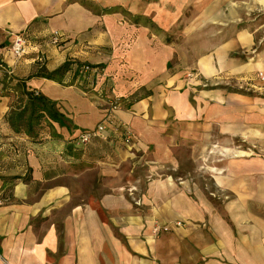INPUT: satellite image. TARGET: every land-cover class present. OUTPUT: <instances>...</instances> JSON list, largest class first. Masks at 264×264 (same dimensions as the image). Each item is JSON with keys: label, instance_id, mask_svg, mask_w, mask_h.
<instances>
[{"label": "crops", "instance_id": "crops-1", "mask_svg": "<svg viewBox=\"0 0 264 264\" xmlns=\"http://www.w3.org/2000/svg\"><path fill=\"white\" fill-rule=\"evenodd\" d=\"M148 8L0 0V264H264V24L234 30L230 12L222 41L191 54L192 68L211 79L205 89L167 73L166 50L155 58L147 28L118 13ZM54 30L59 46L49 42ZM17 34L28 39L19 57L8 49ZM65 62L61 81L36 75ZM75 62L128 76L113 78L128 94L152 92L125 94L108 111L115 89L103 86L101 97V84L74 76ZM25 91L54 101L62 121L45 115L31 134L16 131L5 116L24 105ZM106 114L112 123L100 137L74 143Z\"/></svg>", "mask_w": 264, "mask_h": 264}, {"label": "rangeland", "instance_id": "rangeland-1", "mask_svg": "<svg viewBox=\"0 0 264 264\" xmlns=\"http://www.w3.org/2000/svg\"><path fill=\"white\" fill-rule=\"evenodd\" d=\"M141 1L149 3L150 8L143 10L144 12H142V10L127 12L123 9L118 12L121 15L120 18L127 24H134L136 28L140 30H142V26L146 27L147 29L143 30L147 32L146 35L149 37V42H151L149 46L157 51L155 53V58L157 57L158 59L162 56V54H157L158 52L163 53V51L166 50L168 59V64L166 66L167 73L171 74L176 71L179 72V75L184 79V82L189 81V79L190 82H195L198 79H201L200 74L192 68V62L190 60L191 54H207L209 42L211 45L213 43L217 45L219 41H222L224 32L226 29H230L227 21L231 16L230 12L231 14L235 13L233 17L231 16V18H234L232 23L236 22L235 26L232 25L234 26V30L243 27L245 24H252L253 27L256 26V23L264 24V8L260 5L258 0ZM230 6L233 7L230 8ZM120 7L123 8V6ZM136 34L137 33H135V36ZM108 64L110 65V61H108ZM105 66L106 64L104 66L97 65L99 73L94 79L96 86H89L84 80L83 82L88 88H96L101 84L99 87L101 97H104V95L107 94L102 89L103 86L105 91L115 89L114 95L109 98V100L108 98L106 100L108 104L107 109L109 108L111 99L116 96H119L121 107H123L126 103L124 95L128 94V91H124L126 90L124 87L120 88L119 85H117V82H114L113 78L116 77V75L111 74ZM74 76L82 79L75 72ZM130 77L132 79L133 75ZM122 78L124 81L128 80V76L123 75L121 78L120 76H117L116 79H119L118 83L121 82ZM209 80L211 79L203 78L200 81L205 89L213 87ZM204 82L206 85H203ZM126 85L127 83H125V86ZM146 92L152 91L151 89L145 88L137 89L134 92L129 93L128 97L131 99L138 98ZM105 116L102 117V119H104ZM232 141V145L241 144V146L245 148V146L242 145V142L238 139Z\"/></svg>", "mask_w": 264, "mask_h": 264}, {"label": "built area", "instance_id": "built-area-1", "mask_svg": "<svg viewBox=\"0 0 264 264\" xmlns=\"http://www.w3.org/2000/svg\"><path fill=\"white\" fill-rule=\"evenodd\" d=\"M61 35L57 30H54L50 36V43L59 46L61 42ZM28 47V39L23 34H17L14 36L11 45L9 46L10 53L15 56L19 57L22 54L25 53L26 48ZM45 55L38 52L36 55V60L40 63V65L44 64L45 62ZM78 76L82 77L87 85L89 86H96V83L94 82L95 77H97L99 73V68L97 66H92L90 63L82 62L80 65H75L73 70ZM258 76L261 80L264 79V75L259 72ZM203 85H206L204 82ZM121 107V102L119 96L113 97L109 103V110L115 111L118 110ZM112 123L111 118L109 114L105 116L104 119H102L96 126L92 129L83 130L79 132L77 137L75 138V144L80 145H86L90 143L93 139H96L100 137L102 132ZM122 138L124 141L131 143L133 140V133L127 126H122ZM1 145V140H0ZM2 202V200H0ZM177 224H180V222H176ZM158 230V227L154 228V232Z\"/></svg>", "mask_w": 264, "mask_h": 264}, {"label": "trees", "instance_id": "trees-1", "mask_svg": "<svg viewBox=\"0 0 264 264\" xmlns=\"http://www.w3.org/2000/svg\"><path fill=\"white\" fill-rule=\"evenodd\" d=\"M80 64L82 63L75 62L71 64V67L74 70V66ZM68 65L69 63L65 62L53 71H46L44 69H41L36 75L61 81L60 76H62V74L68 70ZM90 65L97 66L93 64ZM82 80L84 79L82 78ZM24 95L26 96V101L24 102V105L21 108L16 107L15 109H10L8 114H6L5 116V119L10 123V125H12V127L16 131L18 130V128H20V126H24L25 132L27 134H31V132L34 131L33 127L37 125L39 120L45 115L54 120H57L58 122L62 121L60 113L55 108L54 101L50 100L44 95L35 93L33 91H25Z\"/></svg>", "mask_w": 264, "mask_h": 264}]
</instances>
